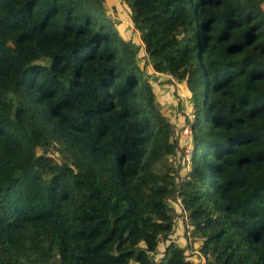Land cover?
Masks as SVG:
<instances>
[{"label": "trees", "instance_id": "trees-1", "mask_svg": "<svg viewBox=\"0 0 264 264\" xmlns=\"http://www.w3.org/2000/svg\"><path fill=\"white\" fill-rule=\"evenodd\" d=\"M120 1L136 39L102 0H0V264H264V0ZM139 51L188 93L183 174Z\"/></svg>", "mask_w": 264, "mask_h": 264}, {"label": "rangeland", "instance_id": "rangeland-1", "mask_svg": "<svg viewBox=\"0 0 264 264\" xmlns=\"http://www.w3.org/2000/svg\"><path fill=\"white\" fill-rule=\"evenodd\" d=\"M102 5L106 9L105 16L107 18H110V21L111 23H113L114 28L118 32V34L124 38H128L130 36L131 39H136V34H132L133 25L128 18V13L127 10H125L124 4L120 0H102ZM262 8L264 10V4ZM135 61L137 65L142 69V73L145 79L147 78L148 80V84L151 87L159 111L169 120V122H171V124L176 130V138L179 149L177 150L178 153H175L172 156V161L176 160L181 162L184 169L182 168L180 173L183 174V170L185 171L188 168L189 160L188 162H183L181 158L180 160L178 159L179 154L183 153V150L184 148H186V145L188 143L190 144V140L189 142H187V137L185 136V134L182 133V127L185 126H182L183 115L189 114L191 109V106L187 100L188 93L185 90L183 83H174V80L168 76H166V78L169 82L164 83L165 77H156L154 73L149 72L150 66L146 64V55H144L142 51L136 53ZM171 206L173 207V205ZM172 211L175 217L179 218L178 212L174 209H172ZM176 231L177 230H175L174 232ZM180 232L181 233L179 236L182 238V243H185L186 240L189 241L187 239L185 231L181 229ZM183 235L186 237V239L183 237ZM161 244L162 242L160 243L159 240L158 249H161ZM194 255L197 254L193 252L190 255V259L197 261ZM201 262L204 264L203 259H201Z\"/></svg>", "mask_w": 264, "mask_h": 264}, {"label": "built area", "instance_id": "built-area-1", "mask_svg": "<svg viewBox=\"0 0 264 264\" xmlns=\"http://www.w3.org/2000/svg\"><path fill=\"white\" fill-rule=\"evenodd\" d=\"M182 133L185 134V136L187 137V139H190V136H191V131H190V128L189 126H184L183 127V130H182ZM189 142V141H188ZM181 160L183 162H188L189 160V156H190V146H189V143L186 145V148H184L183 150V153L181 154ZM175 161V160H174ZM174 207H176V209L178 210L177 212L180 214L181 218H180V221L181 219L185 220L186 219V216H185V213L184 211L182 210L181 208V204L178 200V198H176V200L174 201V203L172 204ZM175 215L173 213H171V220H172V223L175 222ZM186 235H187V239L190 241L191 240V237H190V228H189V225L186 224ZM161 241V240H160ZM194 253H196L198 256H199V253L195 251H193ZM197 255H194L196 260H197ZM202 259V257H201ZM200 263L203 264L200 260Z\"/></svg>", "mask_w": 264, "mask_h": 264}, {"label": "crops", "instance_id": "crops-1", "mask_svg": "<svg viewBox=\"0 0 264 264\" xmlns=\"http://www.w3.org/2000/svg\"><path fill=\"white\" fill-rule=\"evenodd\" d=\"M174 209L176 210V211H178L177 209H176V207H174ZM180 220H178V221H176L175 222V224H174V226H173V233L171 234V238L172 239H175L176 240V242H178L180 245H182L183 243H182V238L179 236L180 235V230H181V225H180ZM179 225V226H178ZM175 230H177L176 232H174Z\"/></svg>", "mask_w": 264, "mask_h": 264}, {"label": "clouds", "instance_id": "clouds-1", "mask_svg": "<svg viewBox=\"0 0 264 264\" xmlns=\"http://www.w3.org/2000/svg\"><path fill=\"white\" fill-rule=\"evenodd\" d=\"M185 126H188V125H185ZM184 127V126H183ZM182 127V128H183ZM191 137V136H190ZM190 139H187V142L189 141ZM191 145V143L189 144V146ZM183 169H184V167H183ZM179 214V213H178ZM177 220H180V219H177V217H176V219H175V222L177 221ZM175 222H173V225L175 224ZM191 241V240H190ZM195 251V250H194ZM196 262V261H195Z\"/></svg>", "mask_w": 264, "mask_h": 264}]
</instances>
